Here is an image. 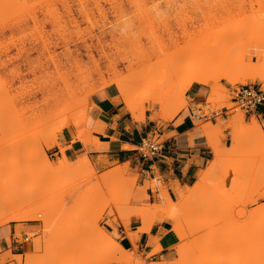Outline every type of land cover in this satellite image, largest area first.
Segmentation results:
<instances>
[{
	"label": "rangeland",
	"instance_id": "374dc122",
	"mask_svg": "<svg viewBox=\"0 0 264 264\" xmlns=\"http://www.w3.org/2000/svg\"><path fill=\"white\" fill-rule=\"evenodd\" d=\"M198 54L204 55L214 65L213 71L219 76L226 73L234 76L258 66L264 60V0H0V183L8 181V185L1 183L0 186L8 188V193L12 189L21 194L12 208L14 213L21 214L19 222L37 225L35 231H26L28 241L22 239L26 244L25 253L20 255V262L17 256L12 257L16 264H31L30 261H36L35 254H42V258L43 252L47 251H44L45 245L46 248L57 249V258L51 252L56 259L53 262L100 258L107 245L98 243L93 237L89 215L96 204L108 203L106 197L119 201L127 216L122 223H127V227L135 225L133 219H137L136 216L129 217V212L133 210L130 208L141 209L143 204H147L149 214L156 211L150 216L146 211L149 217L142 218L138 227L145 226L162 214V207H158L159 210L155 207L156 201L149 204L146 200L145 188L139 185L138 173L129 162L99 170L90 161L91 167L78 172L75 168L79 161L71 160L65 154L67 147L63 138L66 139L64 135L70 133L68 140L82 143L77 138L84 133L81 123L87 117L90 95L107 87L101 85L109 83L112 77L115 79V75L116 78L126 79L125 82L144 77L160 86L171 85L167 92L171 101L165 113L169 115L183 104L186 105L179 112H187L193 103L186 96L188 89L183 95L177 93L174 84L181 74L170 83L167 80L168 71L171 63L176 64L182 59L194 60ZM247 70L250 76L251 71ZM249 76L243 81L240 77L242 82L234 84L219 77L217 83L222 91L217 103L212 106L217 109L232 106V93L228 86L237 88L245 84H260L264 90L258 79L251 81ZM116 93L118 95L117 89ZM116 103L119 104L118 101ZM142 105L147 106V103ZM154 109L157 110L158 106L154 105ZM235 114H241L246 124L256 118L254 115L248 118L247 114L237 109L227 112L225 119L217 118L215 124L205 122L221 130L218 135L215 134L213 138L216 140L213 141L223 152L233 142L237 144L235 139L239 138V133L236 134L239 126L225 128L229 117ZM139 115L141 119L136 121L143 120L145 116ZM257 121L264 130V123L259 119ZM205 123L196 125L202 129ZM53 128L55 133L50 134ZM234 135L237 138L234 139ZM240 137L242 145H233L238 149L243 147L237 149V153L234 151V156L231 153L225 156V161H229L230 157L235 159L234 162L239 159V169L230 159V169L224 170L223 176L219 173L218 179L213 178V184L211 181L207 183L203 196L195 198L186 209V212L193 210V222L201 219L205 224L198 231L186 229L176 237L170 231L167 235L173 239L172 243H185L186 259L194 258V248L216 246L226 242L230 235L240 238L252 236L258 243L260 226L264 223V143H255L253 137L254 143L250 137L245 140ZM15 145L18 147L14 148ZM55 146L60 150V157L50 156ZM27 150L38 151L39 155L19 159L15 166L10 163L12 158ZM26 165H32V170L16 172ZM227 172L233 178L227 181L228 184L222 181L229 177ZM156 183L155 180L149 182L150 186ZM229 183H237V186L232 187ZM74 193L75 198L71 199ZM68 199H71V204L66 207ZM126 207H129V212ZM204 210L208 212L206 215L202 212ZM168 226L170 228V223ZM18 233L16 236L20 238ZM166 234L168 231L163 237H167ZM71 238L78 239L89 251L81 256L73 242L70 243ZM52 244L57 245L54 247ZM58 247L61 249L58 250ZM176 248L179 247L167 249V252L170 254ZM123 250L132 257L135 254L133 258L144 260L135 248L132 251ZM118 251L112 257L103 259L112 261V264H127L116 261V257L122 255V251ZM49 254L48 251L47 256ZM9 264L15 263L11 261Z\"/></svg>",
	"mask_w": 264,
	"mask_h": 264
},
{
	"label": "crops",
	"instance_id": "0c3cea01",
	"mask_svg": "<svg viewBox=\"0 0 264 264\" xmlns=\"http://www.w3.org/2000/svg\"><path fill=\"white\" fill-rule=\"evenodd\" d=\"M256 85L259 88L261 87L260 84ZM227 88L231 93L235 91V88L230 86ZM102 89L104 92L103 99L98 96V91L90 95L87 117L81 123L83 128L93 132L92 137L96 136L97 142H94L91 138L89 143L76 142L72 144L71 139L68 140L70 133L64 135V137H67L66 139L63 138V143L67 147L65 154L71 160L87 157L99 170L129 162L131 168L138 173V183L145 188L144 193L148 196V199L145 198L150 202H147L149 204L156 201L160 191V188H156L155 191L152 190L149 184L150 181L155 180L158 182L159 180L171 199V196H176L178 189L190 186L197 180L200 173L213 159L211 158L213 157V151L200 126L189 119L188 111L178 112L171 120L166 122H156L155 120L159 118H151V112H145L143 120L136 121L126 110L124 104H118L114 101L117 97L115 86L111 85ZM209 91L207 85L192 83L186 92V96L190 98L191 102H202ZM101 105H104V107H101ZM153 110L158 111L154 107ZM247 115L248 118L254 115L264 123V104ZM222 117L225 119L224 115ZM215 122L212 121L211 123L215 124ZM154 132L156 134H153ZM145 135H156V138L162 141L163 148L157 156L142 158L135 151L137 144ZM77 144L80 147H76ZM53 155L61 156L57 146L53 147L50 152V156ZM206 163L207 165L204 167ZM169 189H172L171 194ZM133 222L136 224H129L118 242L123 247L122 241L127 239L131 245L132 237L135 236L136 244L134 248L138 254H142L145 258L144 254L151 249L150 239L156 238L160 233L165 234L169 227L165 228L164 226L169 225L170 222L164 220L155 223L148 233L138 234L134 232L141 225V221L133 219ZM36 228V223L19 221L0 226V263L3 261L2 263L9 264L13 261L16 264L12 257L15 258V256L25 253L26 244L22 239L25 242L28 241L26 231H35ZM153 229H155V232H153ZM17 232L20 233V238L16 236ZM130 233H133L131 234V240ZM134 248L124 249L132 251ZM165 250L166 254L161 259L168 258L169 253L167 249ZM148 258L150 259V257Z\"/></svg>",
	"mask_w": 264,
	"mask_h": 264
},
{
	"label": "bare ground",
	"instance_id": "6f19581e",
	"mask_svg": "<svg viewBox=\"0 0 264 264\" xmlns=\"http://www.w3.org/2000/svg\"><path fill=\"white\" fill-rule=\"evenodd\" d=\"M256 50L257 49H255V51ZM246 54H248V53H246ZM241 58H244V57L242 56ZM263 61L258 66L254 67V69L251 68V67H250V69L247 68V69H249L251 71L250 76H249V73L246 72L247 69L244 70L246 74L242 71L241 74H235L234 76H232V75L229 76V74H227L225 72L226 75L222 76L223 74L221 73L222 75L219 76V74H217L216 72H214L215 71L214 70V65H212L204 57V55L198 54L197 57H196V59H194V60L193 59H189V60L182 59V60H179L176 64L171 63L170 66H169V71H168V74H169L168 77L169 78H167V80L170 83H172V81L177 77V75L178 74L179 75L181 74L179 81L176 84H174V89L177 91V93H179L181 95L184 94V92L189 88V86L192 83H198V84H202V85H207L208 87H210V93L208 94V96L206 98V102L207 103H210L211 105H214L215 103H217L218 97H220V94H221V91H222V89L219 88L218 83H217L218 78L221 77V76H222L221 78H224V79L228 80L230 83H233V84L236 81L240 82L241 81L240 77L242 78V81H243L245 77H248L249 76V79L251 81H253L255 79L256 80L258 79L262 83V88L264 89V74H263V72H264V62ZM245 68H246V65H245ZM229 70H231V69H229ZM249 70H247V71L249 72ZM259 72H261L262 74H260ZM243 73H244V76H243ZM247 74H248V76H246ZM114 77H115V79L112 77V79L110 80L109 83L108 82H105L101 86H103V85H105V86H109V85L116 86L117 91H118V95L114 99V101H116V102L118 101L119 103L124 104L125 107L127 108L128 112L131 114V116L135 120L141 119V116L139 114H144L146 111H150L151 112V115H150L151 118L157 117V118L162 119V120H164V119L171 120L180 111V109L184 105H186V104H183L182 103L183 104L182 106H177L176 109H174L169 115H167L165 113V111H166V109L168 107L169 100L171 101V99H170L171 97L169 95H167V92H169V90L171 88V85H167V86L161 85L160 86L157 83H153L151 81H148L147 78H144V77L137 78L136 80H133V81H130V82L129 81H126L125 82L126 79L116 78V75ZM118 77H120L119 74H118ZM126 78H128V77H126ZM108 81H109V79H108ZM89 95H90V93H89ZM150 96H151V98L149 100H145L147 97H150ZM145 102L147 103V106L142 105ZM183 102H184V100H183ZM139 103H141V107H139ZM154 105H157L158 106V111H154L153 110ZM221 109H223V106L221 107ZM251 120H252V121H250L251 123L246 124L244 122L243 117H242L241 114H235V115L229 117L228 123L225 125V128L239 126V129H240L237 132L235 131L236 134L239 133L237 135L239 137L237 139V141L235 139V137L237 138V136L234 135L235 143H237V144H234V142H233V144L235 146L237 145L239 147L240 145H242L241 144L242 142H241V137L240 136L244 137V140L246 139V137H247V139H249V137H250V139L253 137L255 143H258V144L259 143L260 144L261 143H264V130L262 129L261 125L259 124V122L257 121L256 118H252ZM202 131H203L205 137L208 139V141H209V143L211 145V149L213 151V159L207 165V167H205V169L203 170V172L201 173V175L197 179L196 183H194V185H192V186H185L184 188H181V189H178L177 190V193H176V196L178 197V200L177 201H173V200H171L169 198V196H168V194H167V192L165 190V187L161 184V182L159 180L156 183V185H153V186L151 185L152 186V190H154V191L156 190V188H160V191H159V193H158V195L156 197V202L157 203H156L155 207H157V208L158 207L159 208L162 207V214L159 215V217L154 218L150 223L146 224L145 226L138 227L137 230H136V232H134L135 234L143 233V232L148 233L149 230H150V228H151V226L153 224L158 223V222H161V221H164V220H167V221L170 220V223H172L171 226H170V228H169L170 230H168V234H166V236L167 235H170V233L172 232L171 234H173L172 235L173 237H176V235H179L180 233H182L186 229H194L195 231H198L205 224V222L203 220H201V219L195 220V222H193V220L191 219V216L193 214V210H189V211L186 212V209H187V207H189V205L192 204L191 202H193L195 200V198H198V197H202L203 196L202 194H203L204 191H206L205 190V185L207 183H209L211 181V183L213 184V182H214L213 181V178L216 177L215 179H218L217 177H219V176H217V175L219 173H220L219 175H222L223 176L222 172L224 173V170H226L227 168H228V170L230 169V166L229 165H232L230 163V159L233 160V161L231 160L232 163L234 162L235 159L230 157L229 158V161H225V156H227L228 153H231V156H234V155H232V153L234 151H236V153H237L238 150L240 148H242L243 146L238 149V147H235L232 144V146L230 145L231 147L228 146V150H227V148H225L226 151L223 152V150L219 148L218 143L216 144L213 141V139L215 138V134L218 135L219 133H217V132H219L221 130L218 129L217 126L212 125L211 123H205V124L202 125ZM83 132H84L83 135H81L80 137H78L77 140H79V141H81L82 143L85 144L87 142L89 143L90 140H91V138H94L93 139L94 142H97V137L96 136L95 137H92V134H93L92 131H89L86 128H84L83 129ZM54 133H55V129L53 128L50 131V134H54ZM86 134L88 135V137L86 136ZM214 140H216V139H214ZM242 141H243V138H242ZM251 141H253V140L251 139ZM254 141H253V143H254ZM71 143L72 144H75L76 142L74 140ZM247 144L250 146V144L248 142H247ZM247 144H246V146H247ZM251 146H252V144H251ZM17 147H18L17 145L14 146V148H17ZM244 148L246 149V147H244ZM248 148H247V150H245L246 153L248 151ZM253 149H255V148H253ZM225 152H227V153H225ZM251 153L254 154L255 151L254 152L251 151ZM242 154H243V152H242ZM37 155H39V152L38 151H35V150H27L22 155L16 156L15 158H12L10 160V163L13 166H15L17 160L22 159V158H29V157H33V156H37ZM235 156H237V155L235 154ZM245 159H243V162H244ZM236 160H237V158H236ZM238 160H237V162L236 161L234 162V164L237 167L239 166ZM77 161H79V163L76 165L75 170L78 171V172H82L84 170L86 171V169H88L89 167L92 166L90 160L87 157H83V158L77 159ZM7 162L8 161H6L5 163H7ZM241 162H242V160H241ZM8 168H10V167H8ZM32 168H33L32 165H26V166H24V167L16 170V172L17 173H21V172H25V171H30V169L32 170ZM238 169H239V167H238ZM238 171H240V170H238ZM110 172L113 173V171H110ZM228 172H227V174H228L227 176H229V173ZM232 176L234 177V175H232ZM14 179L15 178H12V180H14ZM229 179H233V178L229 176L227 179L225 178L222 181L223 182L224 181L227 182ZM233 181L236 182L237 180H233ZM7 182L4 181V182H1V183L2 184H5V183L7 184ZM1 183H0V185H2ZM227 184H228V182H227ZM229 184H230V186H232V187L234 186L235 187V185L237 183H234V185H231L232 183H229ZM2 187L4 188V186H2ZM208 187H210V186H208ZM0 188H1V186H0ZM3 188L0 189L1 192H2V193L0 192V226L5 225V224L10 223V222L21 221V218H20L21 217L20 216L21 214L20 213H14L12 211L14 202L20 198V195L21 194L19 192L18 193L15 192L16 190L13 191L12 189L8 193V191H7L8 188L7 189L4 188V193H3V191H2ZM5 190L7 192H5ZM222 190H224V189H222ZM210 191H212V190H210ZM225 193H226V191H225ZM22 194L25 195L24 192H22ZM28 194H29V192H28ZM145 197L148 199V196L146 194H145ZM164 201H167V204H168V207L167 208H164L162 206ZM173 205H175L177 207V212H176V215H175V218H177L176 219L177 221H175V222H174V219H168L167 218V217H170L172 215L170 209H171V207ZM147 206H148L147 204H143V207L141 206L142 207L141 209H140V207H138V208H130V210L133 209V210H131L132 212H129L127 210L129 207H126L125 209L129 212V217L132 216L134 218V216H136L137 217V219L135 218L136 220H139L140 219V221H142L144 219V217L147 216L150 213V212L147 211V209H148V208H146ZM159 208H158V210H159ZM152 209H153V206H152ZM158 210H157V212H158ZM146 211H147V215H146ZM153 211H154V209H153ZM155 212L156 211H154L153 214H155ZM202 212L204 213V215H206L208 213L207 210H204ZM153 214L151 213V214H149V216L150 215H153ZM157 215L158 214H156V216ZM149 216H147V217H149ZM147 217H145V218H147ZM180 217H181V219H180ZM178 218L180 220H178ZM69 221H71V220H69ZM77 226L76 227L79 229L80 226L79 225H77ZM76 227H75V229H77ZM220 228H218V229H220ZM218 231H220V230H218ZM221 231H222V228H221ZM215 232L217 233V230ZM215 232L213 234H215ZM230 233H231V231H230ZM238 233H239V229H238ZM217 235H219V234L217 233ZM172 236H170V237H172ZM154 239H155V237L150 239L149 245L152 244V241ZM66 240H68V239H66ZM71 240H72V238H71ZM74 240H72V241L69 240V241L71 243ZM171 240H173V239L172 238L169 239L168 236L167 237L164 236L162 238L163 243H162L161 246L164 249H172V248H175V247H180V245H179L178 242H175V240H174L175 243H172ZM34 241H36V240L34 239ZM223 241H225V240H223ZM44 242H45V240H44ZM46 242H47V239H46ZM97 242L100 243V244H102L99 240H97ZM58 243H60V241ZM39 244H40V242H39ZM67 244H68V242H67ZM117 244H119L120 246L119 247H116V246H113V245H107L106 244L107 245L106 246V250L104 251L103 255L100 258H102V259L105 258V257L110 258L116 252V250H119V251H122V255H119L121 257H119V256L116 257V261L119 260V262H121V263L123 262V263L129 264V262L133 259V257H134L135 254L133 255V257L130 254H128V253L126 254L125 251L123 250L121 244L118 241H117ZM56 245H53V246L55 247ZM63 245L65 246L64 241H63ZM58 246H61V248H63L62 245H58ZM67 246H69V245H67ZM46 247L47 246L45 245V247H44L45 249L43 248L44 251H46V249H47L46 252H43V254H44L43 257H42L43 259L41 258V255L42 254L40 256L38 254H35V255H37L36 261H34L35 262L34 263V262H31L29 260L31 264H36L37 261H38V259H39V261H38L37 264H44L45 261H46V264H48V261H49V264H52L51 261L52 262L54 260L56 261L55 257H56V254L58 253L56 251L57 249L56 250L55 249L53 250L52 249L53 247L52 248L50 247L52 249V251H50L51 249L50 248H46ZM38 248H40V245H39ZM61 248L58 247V250H60ZM64 249H68V248H64ZM34 251H37V250H34ZM48 251L50 252V254H49L50 257L49 258H48L49 255L47 256ZM51 252L54 254L55 257L53 256V254ZM119 254H121V253H119ZM186 254H187V252L185 251L184 256H186ZM51 255L54 257V259L52 258ZM27 256H28V254H26V257ZM44 256H46V259H45ZM21 257L22 256H20V255L17 256V260L19 262H20ZM117 258H119V259H117Z\"/></svg>",
	"mask_w": 264,
	"mask_h": 264
},
{
	"label": "snow or ice",
	"instance_id": "6c2138e0",
	"mask_svg": "<svg viewBox=\"0 0 264 264\" xmlns=\"http://www.w3.org/2000/svg\"><path fill=\"white\" fill-rule=\"evenodd\" d=\"M167 39V38H166ZM98 96L100 99L104 98L103 89H98ZM99 102V101H98ZM104 107V105H101ZM76 147H80L79 144ZM172 189H169L171 194ZM75 198V193L71 199ZM71 199L66 200L65 206L71 204ZM108 203L100 202L96 204L89 215V226L91 228L92 235L95 239L99 240L102 244L113 245L119 247L117 241L124 235L125 229H127V223L122 221L127 220V216L124 215V209L119 206V201H113L112 198L106 197ZM173 201H177V196H171ZM164 208L168 207L167 201L163 202ZM172 215L167 217L168 219H174L177 207L173 205L170 209ZM115 217V219H113ZM44 219V217H41ZM168 228V225L164 226ZM45 228V232H47ZM155 232V229H153ZM164 233H160L152 241L151 249L145 253L144 260L133 258L129 264H264V223L260 226L258 243L254 237L248 236L244 238L230 236L226 242H222L216 246L204 249L202 247L194 248L192 250V259H185V243H182L179 248L173 249L168 254L167 259H161L166 254V250L161 246ZM200 235V234H197ZM123 247H135L136 237H132V244L130 245L128 240L122 241ZM74 247L81 256L89 251V248L82 245L79 240L73 241ZM179 256V258H177ZM150 257V259L148 258ZM53 264H112V261L95 258H73L67 262H53Z\"/></svg>",
	"mask_w": 264,
	"mask_h": 264
},
{
	"label": "built area",
	"instance_id": "2783aa9c",
	"mask_svg": "<svg viewBox=\"0 0 264 264\" xmlns=\"http://www.w3.org/2000/svg\"><path fill=\"white\" fill-rule=\"evenodd\" d=\"M193 102L187 108L188 117L192 122L205 123L216 121L217 118L226 115L227 112L240 110L245 115L253 112L258 106L264 104V90L257 85H240L235 88L230 98L232 106H224L223 109H217L209 103ZM153 134H156L155 132ZM162 141L155 136L145 135L137 144L135 151L140 157H155L162 150Z\"/></svg>",
	"mask_w": 264,
	"mask_h": 264
}]
</instances>
